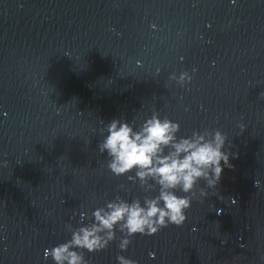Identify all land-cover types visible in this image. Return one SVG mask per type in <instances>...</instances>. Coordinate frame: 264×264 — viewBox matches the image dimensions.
<instances>
[{
    "label": "water",
    "instance_id": "obj_1",
    "mask_svg": "<svg viewBox=\"0 0 264 264\" xmlns=\"http://www.w3.org/2000/svg\"><path fill=\"white\" fill-rule=\"evenodd\" d=\"M182 70L192 75L183 87L168 79ZM260 93L264 0H0V264H53L43 250L69 237L80 210L155 194L114 176L97 151L109 120L152 111L178 121L177 135L219 128L231 167L181 225L135 234L122 254L264 264ZM117 242L85 258L116 264Z\"/></svg>",
    "mask_w": 264,
    "mask_h": 264
},
{
    "label": "clouds",
    "instance_id": "obj_2",
    "mask_svg": "<svg viewBox=\"0 0 264 264\" xmlns=\"http://www.w3.org/2000/svg\"><path fill=\"white\" fill-rule=\"evenodd\" d=\"M149 27L157 26L152 23ZM195 71L193 68L192 72ZM156 72H160L159 67ZM168 79L183 87L192 75L182 70L179 74L169 73ZM238 127L245 126L239 123ZM179 130L178 121L157 111L139 123L115 117L105 123L100 129L102 139L97 143V151L106 155L107 169L114 176L126 175L128 181L138 184L144 192L155 190V194L131 199L117 194L90 212L80 210L81 222L77 226L65 224L69 237L46 247L44 257H51L53 264H89L85 251L99 252L117 240L120 251L115 256L116 264H138L122 254L130 244V237L153 235L168 224L181 225L191 201L206 197L207 189H214L218 183L222 168L231 165L227 136L219 128L192 129L188 135H177ZM199 180L204 181V187L197 188ZM253 184L258 187L260 181L255 179ZM118 188L128 191L123 184ZM148 255L152 258L155 253L150 251Z\"/></svg>",
    "mask_w": 264,
    "mask_h": 264
}]
</instances>
